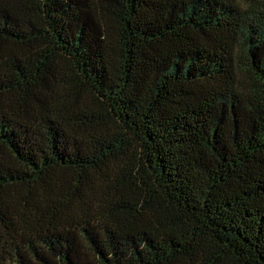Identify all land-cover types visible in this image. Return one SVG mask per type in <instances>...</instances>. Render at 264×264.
<instances>
[{
  "label": "trees",
  "instance_id": "obj_1",
  "mask_svg": "<svg viewBox=\"0 0 264 264\" xmlns=\"http://www.w3.org/2000/svg\"><path fill=\"white\" fill-rule=\"evenodd\" d=\"M0 264H264V0H0Z\"/></svg>",
  "mask_w": 264,
  "mask_h": 264
}]
</instances>
